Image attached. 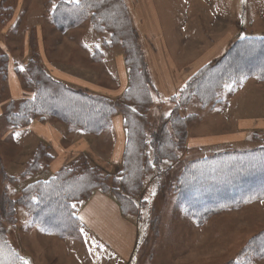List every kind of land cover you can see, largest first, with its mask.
<instances>
[{
  "label": "rangeland",
  "instance_id": "1",
  "mask_svg": "<svg viewBox=\"0 0 264 264\" xmlns=\"http://www.w3.org/2000/svg\"><path fill=\"white\" fill-rule=\"evenodd\" d=\"M62 1L70 0H0V212L10 213L9 219L0 221L8 227L6 232L0 231V264H228L232 259L240 258L251 239L264 231V197H255L245 204L222 209L197 223L180 202L179 176L190 161L227 151H250L264 146V79L250 76L241 83H227L219 91V99L206 106L197 96L186 103L180 98L172 100L200 66L173 94L163 95L149 71L151 65L145 57V39L132 17L131 0L124 2L138 35L153 89L152 102L148 110L143 111L144 120L148 123L145 149L149 162L147 172L139 192L127 193L118 187L122 195L132 196L131 203L123 207L122 214L133 221L138 233L134 253L127 260H117L106 246L101 247L88 237L85 239L78 207L91 196L79 203L73 200L77 219L73 222L74 230L68 233L47 232L36 223L32 209L23 204L27 202L29 186L52 180L55 173L65 167H75L77 172L83 163L96 167L109 178H121L123 172V156L117 163L102 160L112 148L111 127L98 134H86L53 117L38 116L33 119L30 123L52 121L56 127H62L65 133L63 146L75 137L71 136L74 132H79L89 140V145L101 158L93 160L83 151L69 162L55 164L52 141L22 132L30 123L16 128L5 114L8 104L16 110L23 101L32 99L36 94L29 62L35 61L48 75H52V68L56 69L44 66L41 62L43 54L48 62L57 67H68L72 71L77 69L87 74V80L94 83L96 89L90 85L71 84L52 75L64 85L105 96L120 104L126 102L124 95L129 86L130 72L124 60V48L120 43H110L107 31L100 32L94 28L92 12L79 24L64 31L58 30L53 24L51 12L53 4L58 6ZM153 2L165 29L171 27V33L178 42L180 38V41L191 42L198 51L209 45V51L216 52L208 63L221 58L239 38L264 36V0ZM116 53L123 58L127 72L126 82L121 87L116 82ZM254 56L251 52L241 56V59L254 60ZM129 105L132 106L131 103ZM119 115L123 120L122 114ZM174 116L184 119L186 124L184 145L176 150L175 160H156L154 145L149 144L151 134L159 130L164 119H173ZM249 120L256 121L263 128L237 131L244 121ZM167 127L170 128L169 123ZM124 131L125 147V125ZM212 136L219 141L225 137L234 141L235 145L225 143L218 147H229L225 150L208 146L215 144L213 140L207 146L202 145L203 139ZM96 191L109 194L119 206L111 190ZM48 212L54 211L48 209ZM12 247L18 250V257H15ZM251 264H264V258L254 256Z\"/></svg>",
  "mask_w": 264,
  "mask_h": 264
},
{
  "label": "trees",
  "instance_id": "2",
  "mask_svg": "<svg viewBox=\"0 0 264 264\" xmlns=\"http://www.w3.org/2000/svg\"><path fill=\"white\" fill-rule=\"evenodd\" d=\"M89 12L93 13L94 28L100 32L107 31L110 43H120L124 48V60L130 72L129 86L124 95L126 102L120 104L102 95L72 89L52 75L45 74L34 61L29 62V67L33 77L31 81L36 88L35 96L23 101L16 110H12V104L5 109L16 128L26 127L38 116L53 117L86 134L101 133L111 127L113 116L119 113L123 116L127 140L121 178H109L96 167L83 163L77 172L75 167H65L58 170L52 180L28 187V199L23 204L32 209L36 223L51 233L63 234L74 230L77 211L73 200L77 203L87 200L96 190H111L124 214L123 207L128 205L132 196L122 195L118 187L127 193L139 192L149 165L145 153L148 123L144 120L143 111L148 110L152 102L153 89L124 0L62 1L51 12L52 21L58 30L64 31L82 22ZM251 52L255 54L254 60L241 59ZM263 56L264 36L239 38L221 58L201 66L172 100L180 98L186 103L197 96L206 106L219 99V91L227 83H241L250 76L264 79ZM163 121L159 130L151 134L149 144L154 145L156 160L165 158L173 161L176 150L184 145L186 124L178 116ZM179 177L180 202L190 218L202 223L217 211L245 204L255 197H264V146L190 161L182 168ZM48 209L54 212H48ZM9 217V212H0V221ZM7 228L0 224V231L6 232ZM12 249L18 257V250ZM254 256L264 258V231L251 239L240 258L232 259L228 264H251Z\"/></svg>",
  "mask_w": 264,
  "mask_h": 264
},
{
  "label": "crops",
  "instance_id": "3",
  "mask_svg": "<svg viewBox=\"0 0 264 264\" xmlns=\"http://www.w3.org/2000/svg\"><path fill=\"white\" fill-rule=\"evenodd\" d=\"M130 2L132 17L145 39L147 47L145 57L148 60V64L150 63L151 65L150 67L148 66L149 71L154 76L160 93L165 96L171 95L182 86L188 76L197 71V68L208 63L216 52H210L209 45L204 50L200 51L199 49L198 51L193 48L195 45L191 42L180 41L182 40L181 38L178 42L175 38L176 36L171 33V27L165 29V24L163 25L159 12H156L153 0H131ZM114 56L118 73L116 82L121 87L126 82L127 72H125L124 60L120 54L116 53ZM41 62L46 67L56 68L54 70L52 68L53 73L51 74L58 79L62 78L71 84L90 85L94 87L93 89H96V85L87 80V74L85 75L77 69L72 71L68 67H57L56 64L47 61L45 54L41 55ZM111 122L112 148L107 156L103 155L102 160L105 163L106 160H110L111 163H117L123 156L125 149L124 122L121 116L116 114L112 117ZM53 124L52 121L36 120L30 123L28 128L21 131L30 133L33 137L38 138L40 136L44 140L52 141L51 144H53L55 151L53 162L55 164L69 162L68 160L83 151H86L93 160L101 159L98 157L99 155L97 156L94 148L89 145V140L85 136H81L79 132H74V135L71 136L75 137L72 140L70 139L71 141L69 140L66 146H63L64 129L62 130V127H56ZM249 128L261 129L263 127L260 128L256 121L249 120L244 121L240 128H237V131L248 130ZM203 140L202 145L206 146L213 140L215 144L208 146L216 150L229 148L227 146L218 148L221 145H225V143L235 145L234 141L225 137L220 141L216 136ZM78 210V217L83 223L82 235H84L85 239L88 237L90 241L98 242L96 244L101 247L106 246L112 257L117 258V260H127L131 257L135 250L134 244L138 233L133 221L122 214L113 197L104 192L95 191L89 200L79 205Z\"/></svg>",
  "mask_w": 264,
  "mask_h": 264
},
{
  "label": "snow or ice",
  "instance_id": "4",
  "mask_svg": "<svg viewBox=\"0 0 264 264\" xmlns=\"http://www.w3.org/2000/svg\"><path fill=\"white\" fill-rule=\"evenodd\" d=\"M76 2L78 3L79 2V0H76ZM242 2H243V0H242ZM56 7V5L55 4H53V8H55Z\"/></svg>",
  "mask_w": 264,
  "mask_h": 264
}]
</instances>
